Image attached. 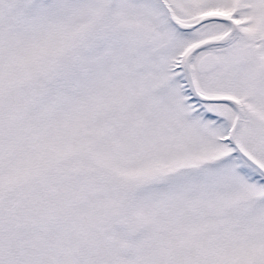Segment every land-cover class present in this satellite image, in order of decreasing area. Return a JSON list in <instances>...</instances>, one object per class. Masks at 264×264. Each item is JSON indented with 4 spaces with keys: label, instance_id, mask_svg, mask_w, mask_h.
Masks as SVG:
<instances>
[{
    "label": "snow or ice",
    "instance_id": "snow-or-ice-1",
    "mask_svg": "<svg viewBox=\"0 0 264 264\" xmlns=\"http://www.w3.org/2000/svg\"><path fill=\"white\" fill-rule=\"evenodd\" d=\"M0 264H264V0H0Z\"/></svg>",
    "mask_w": 264,
    "mask_h": 264
}]
</instances>
